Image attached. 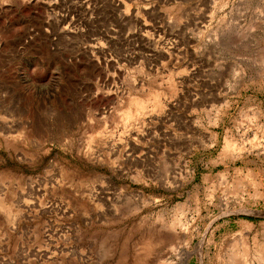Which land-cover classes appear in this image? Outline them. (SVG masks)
Masks as SVG:
<instances>
[{
    "label": "rangeland",
    "instance_id": "rangeland-1",
    "mask_svg": "<svg viewBox=\"0 0 264 264\" xmlns=\"http://www.w3.org/2000/svg\"><path fill=\"white\" fill-rule=\"evenodd\" d=\"M263 247L264 0H0V264Z\"/></svg>",
    "mask_w": 264,
    "mask_h": 264
},
{
    "label": "bare ground",
    "instance_id": "bare-ground-1",
    "mask_svg": "<svg viewBox=\"0 0 264 264\" xmlns=\"http://www.w3.org/2000/svg\"><path fill=\"white\" fill-rule=\"evenodd\" d=\"M264 248V247H263ZM237 255V254H236Z\"/></svg>",
    "mask_w": 264,
    "mask_h": 264
}]
</instances>
